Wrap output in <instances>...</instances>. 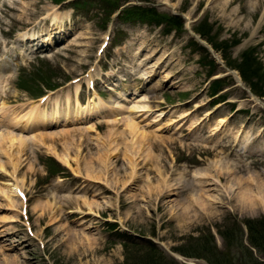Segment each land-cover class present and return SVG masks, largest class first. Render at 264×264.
I'll use <instances>...</instances> for the list:
<instances>
[{
	"label": "rangeland",
	"instance_id": "obj_1",
	"mask_svg": "<svg viewBox=\"0 0 264 264\" xmlns=\"http://www.w3.org/2000/svg\"><path fill=\"white\" fill-rule=\"evenodd\" d=\"M209 1L0 0V264H208L182 252L240 227L249 246L264 207L230 195L264 183V0ZM94 93L108 112L72 117Z\"/></svg>",
	"mask_w": 264,
	"mask_h": 264
},
{
	"label": "trees",
	"instance_id": "obj_2",
	"mask_svg": "<svg viewBox=\"0 0 264 264\" xmlns=\"http://www.w3.org/2000/svg\"><path fill=\"white\" fill-rule=\"evenodd\" d=\"M133 14H135L137 17H141V12L139 10H136L135 12H133ZM261 81L262 78L260 77L259 84H256L253 89H257L260 93H262L261 95L264 96V90H262V86H264V84ZM257 222V219L255 221L247 220V222H245V225L248 229L247 239L250 247L243 242V233L240 227V230H237V236H234L229 230L223 233L222 236H225V241L223 246L224 250L222 251H219L216 248L214 244L215 242L211 237L201 239L197 244H195V246H192V248H190V252L184 250L182 254L188 257H201L206 260L208 264H247V262L253 264L251 263L253 259V251L250 248L256 249L258 253H261V257H264V250H262L261 248V246H263L264 244V221H260L258 223ZM254 223H257L259 229L256 228ZM242 257H244V259ZM236 260L244 261L234 263ZM142 264H174V262L159 258H145V261Z\"/></svg>",
	"mask_w": 264,
	"mask_h": 264
},
{
	"label": "bare ground",
	"instance_id": "obj_3",
	"mask_svg": "<svg viewBox=\"0 0 264 264\" xmlns=\"http://www.w3.org/2000/svg\"><path fill=\"white\" fill-rule=\"evenodd\" d=\"M216 1V0H214ZM212 3V0L209 1V4ZM208 8V6H207ZM53 24V23H52ZM54 29V27H53ZM55 32H61L63 31V27L62 25H56L55 26ZM52 33V32H51ZM49 35H42L41 37V45L43 43H50L52 41V34ZM61 35V34H60ZM39 37V36H38ZM36 36H30L31 41L35 40L36 38H38ZM28 39V38H27ZM66 101H68V99H65ZM98 100V101H97ZM50 102V101H49ZM91 102V103H90ZM52 105L54 107V109L52 110V116H50L48 118L49 115L47 114H43V120L46 122H48V119H51L53 121H58V118L61 116V112L59 110V102L58 99L56 100H52ZM75 115H72V117L74 116L76 119L82 118V117H92L98 114H104L108 112V109L106 107L103 106V101L101 98H99L97 96V94H93L91 97H89L87 103H80L78 97L75 98ZM65 115H69V111H65ZM56 119V120H55ZM69 119V118H67ZM128 126H129V133L131 134V137L137 136L138 130H137V125L136 122L133 121H129L128 122ZM53 155L60 161L62 162L64 165L66 166H70V162L71 159L69 157V155L67 153H58V152H54ZM105 162V160H104ZM130 162V160H129ZM131 168H134V162H131ZM18 165V164H17ZM16 167V166H15ZM0 168H3V165L0 164ZM243 166H237L236 170L234 169L232 172H240L242 170ZM15 170V169H14ZM131 175H132V171H131ZM246 182V184L248 186H252V181L251 180H244ZM255 185H257V192L256 194L250 189H243L241 190L240 188H238L239 186L237 185V189L233 190V188L231 187V193H233V195H230V198H234V200H239V205L240 207L246 211V208H248L249 210L252 209V207L254 206V204H257L259 206L264 207V204L262 205V203L264 202V183L262 184V182H259L258 180H255ZM206 181L203 182L202 186L206 185ZM7 187L13 185V183L7 182L6 183ZM22 186V185H21ZM263 189V192H261ZM10 193L12 196H15L13 190H10ZM14 194V195H13ZM252 194V195H251ZM250 195V196H249ZM5 198H7V195L4 194ZM251 198L250 200H247L246 198ZM16 197V196H15ZM254 198V199H253ZM12 199H10L11 201ZM8 201V202H10ZM9 205H11V203H9ZM14 218H8L6 221H13Z\"/></svg>",
	"mask_w": 264,
	"mask_h": 264
}]
</instances>
